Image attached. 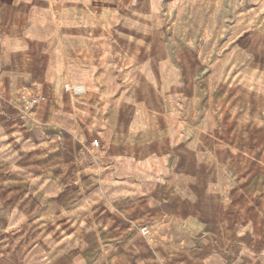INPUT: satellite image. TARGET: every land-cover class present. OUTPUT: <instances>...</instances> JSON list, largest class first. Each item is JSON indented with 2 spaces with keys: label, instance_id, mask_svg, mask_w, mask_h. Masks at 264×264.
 Returning <instances> with one entry per match:
<instances>
[{
  "label": "crops",
  "instance_id": "1",
  "mask_svg": "<svg viewBox=\"0 0 264 264\" xmlns=\"http://www.w3.org/2000/svg\"><path fill=\"white\" fill-rule=\"evenodd\" d=\"M164 3L0 0V264H264V17Z\"/></svg>",
  "mask_w": 264,
  "mask_h": 264
},
{
  "label": "rangeland",
  "instance_id": "2",
  "mask_svg": "<svg viewBox=\"0 0 264 264\" xmlns=\"http://www.w3.org/2000/svg\"><path fill=\"white\" fill-rule=\"evenodd\" d=\"M165 7L172 12L166 22L175 26V34L183 39L194 38L202 46L205 43L219 45L235 15L256 11L259 18L255 20L264 17V0H165ZM47 86L48 82L43 85L44 91ZM86 97L92 96L87 94Z\"/></svg>",
  "mask_w": 264,
  "mask_h": 264
},
{
  "label": "built area",
  "instance_id": "3",
  "mask_svg": "<svg viewBox=\"0 0 264 264\" xmlns=\"http://www.w3.org/2000/svg\"><path fill=\"white\" fill-rule=\"evenodd\" d=\"M22 98L24 100L25 107L28 110L34 108L38 104V100H39L38 96L28 95L27 93H24ZM100 146L101 143L99 138L94 137L90 140V149L96 150L99 149Z\"/></svg>",
  "mask_w": 264,
  "mask_h": 264
},
{
  "label": "bare ground",
  "instance_id": "4",
  "mask_svg": "<svg viewBox=\"0 0 264 264\" xmlns=\"http://www.w3.org/2000/svg\"><path fill=\"white\" fill-rule=\"evenodd\" d=\"M66 88L68 89V85H65V89H66Z\"/></svg>",
  "mask_w": 264,
  "mask_h": 264
}]
</instances>
